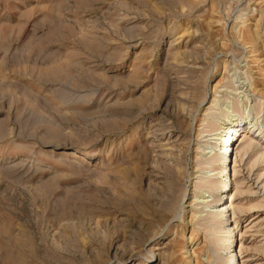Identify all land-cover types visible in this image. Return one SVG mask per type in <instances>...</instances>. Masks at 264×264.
Wrapping results in <instances>:
<instances>
[{"label": "rangeland", "instance_id": "374dc122", "mask_svg": "<svg viewBox=\"0 0 264 264\" xmlns=\"http://www.w3.org/2000/svg\"><path fill=\"white\" fill-rule=\"evenodd\" d=\"M239 117L262 151L264 0H0V264H214L197 183ZM239 142L218 203L235 191L231 253L264 264Z\"/></svg>", "mask_w": 264, "mask_h": 264}, {"label": "bare ground", "instance_id": "6f19581e", "mask_svg": "<svg viewBox=\"0 0 264 264\" xmlns=\"http://www.w3.org/2000/svg\"><path fill=\"white\" fill-rule=\"evenodd\" d=\"M246 98L247 97L245 96L244 99ZM216 103L217 100L215 98L212 99L210 104L207 106L208 109H211L212 106L216 105ZM241 119L242 118L239 117L235 118L233 122H223L220 126L215 128L216 133L213 134V137L211 136L210 140H214V142L212 141L213 144L210 147L212 149L205 162L208 173L210 174L200 177L197 183L202 184L205 182V184L202 185L206 187L208 192L207 195H201L202 198L196 201V203L198 202V204L200 205V209L202 208L201 211H205L204 215H198L199 217L196 218L197 222H199L200 225H203V227H208L211 231L217 228L221 230L220 234L214 235L217 238V241H214V244L218 245V247L216 248L214 264H239V256L241 255V247L243 246V243H241L239 246L240 248L237 250V253L234 257L235 248L233 249L232 253L230 250L232 244V235L230 234V232L236 230L238 226L235 224L236 226L234 228H229V226L227 225L228 220L227 217H225V213L233 210L234 208V201L236 199L235 191H230L228 193L227 198L229 199L226 198V202L218 203L219 199L221 198V194L229 187V185L236 184L234 175L236 171V164L234 161L231 163L230 159L235 142L240 141L237 145V148L239 147L238 151H240L241 155H246L245 160L247 158H250L254 154L255 157L253 159H250L251 163L253 162L254 164L258 161H262V165H264V149L262 151L254 150L255 144L259 142L256 139L258 134H248V130L245 128L240 129V133L237 138L234 137L237 128L243 125V123L241 122L243 120ZM246 124L249 125V128H253L254 126L251 121H248ZM230 164L232 166V174L228 175L227 171L225 172L224 168H228V170H230ZM228 216L230 215L228 214Z\"/></svg>", "mask_w": 264, "mask_h": 264}]
</instances>
